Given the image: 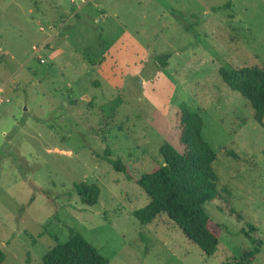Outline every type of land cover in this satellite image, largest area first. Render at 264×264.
Here are the masks:
<instances>
[{
  "label": "rangeland",
  "instance_id": "1",
  "mask_svg": "<svg viewBox=\"0 0 264 264\" xmlns=\"http://www.w3.org/2000/svg\"><path fill=\"white\" fill-rule=\"evenodd\" d=\"M256 65L264 0H0L3 264H41L69 229L108 264H224L253 247L247 232L260 247L250 264H264V126L219 72ZM182 104L201 112L217 155L222 197L204 207L223 230L212 257L167 216L134 217L150 202L137 180L163 164V144L180 150ZM80 183L98 187L95 206Z\"/></svg>",
  "mask_w": 264,
  "mask_h": 264
},
{
  "label": "trees",
  "instance_id": "2",
  "mask_svg": "<svg viewBox=\"0 0 264 264\" xmlns=\"http://www.w3.org/2000/svg\"><path fill=\"white\" fill-rule=\"evenodd\" d=\"M232 3L213 9V12L230 10ZM170 55L159 58V64L166 68ZM222 81L238 93L250 106L253 120L264 126V66H244L235 71L228 67L220 69ZM204 118L199 110H191L186 104L180 106L178 112V143L180 150L165 143L159 153L163 164L156 166L150 173L143 175L137 184L150 198L149 204L136 211L134 217L142 226L151 225L159 216L165 215L178 226L193 244L198 246L206 257H212L218 251L222 226L216 223L205 211L206 204L221 199L219 178L215 172L217 155L205 140L203 131ZM110 151L100 157L112 169L134 181L128 166L120 159H112ZM75 192L82 204L93 207L97 204L100 191L95 185L75 184ZM30 199L28 205L33 202ZM234 213V211H232ZM58 220V214L56 218ZM49 222L46 227L50 226ZM44 227L40 237L47 236ZM253 247L243 252L239 259L224 264H250L260 253L256 239L243 232ZM42 258L41 264H108L99 251L81 234L69 229V237L65 243H59ZM6 259L0 249V264Z\"/></svg>",
  "mask_w": 264,
  "mask_h": 264
}]
</instances>
